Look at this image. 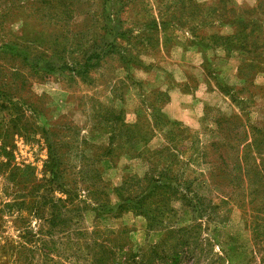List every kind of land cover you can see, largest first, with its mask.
I'll return each mask as SVG.
<instances>
[{
	"label": "rangeland",
	"instance_id": "374dc122",
	"mask_svg": "<svg viewBox=\"0 0 264 264\" xmlns=\"http://www.w3.org/2000/svg\"><path fill=\"white\" fill-rule=\"evenodd\" d=\"M259 1L0 0V63L24 100L15 103L24 114L11 129L18 133L12 163L0 168V264H86L80 238L95 227L113 230L137 250L157 243L169 224L195 222L212 251L210 263L264 264V48L253 60L256 53L240 48L242 41L214 38L260 20L258 11L249 16ZM110 109L135 124L127 133L114 131L112 161L102 154L114 121ZM47 128L66 153L67 177L91 163L112 207L96 217L82 186L74 202L83 210L67 212L69 193L52 189L59 215L75 217L52 236L46 235L50 205L40 219L33 208L18 210L13 199L33 194L6 179L13 166L25 165L31 167L25 181L40 179ZM219 158L233 172L209 176L211 160L224 168ZM6 159L0 154V162ZM237 162L241 172L233 169ZM146 174L176 187L173 210L162 209L151 226L134 208H114L122 180ZM190 182L185 193L193 195L192 206L180 193ZM42 237L45 248L37 244Z\"/></svg>",
	"mask_w": 264,
	"mask_h": 264
},
{
	"label": "trees",
	"instance_id": "16d2710c",
	"mask_svg": "<svg viewBox=\"0 0 264 264\" xmlns=\"http://www.w3.org/2000/svg\"><path fill=\"white\" fill-rule=\"evenodd\" d=\"M261 1L262 0L251 7V11L254 12L249 14V16H253L256 11H258L260 20L252 19L248 20V22L245 20L241 26L245 30H238L228 36L215 35L214 38L227 40L230 45L233 44V41H242L243 43L239 47L248 52L250 51V53H256L253 60H257V53H260V50L264 48V31H260L261 28L264 30V11L261 9L262 5L264 7V2L261 4ZM261 32L263 34H261ZM1 60L3 61L4 58L0 57V61ZM4 70V65L0 63V154L2 156H7L6 161L0 162V168H7L12 163L13 140L14 136L18 133L11 129L16 128V122L22 119L24 114V111H19L20 108H17L15 104L17 101L23 104L24 100L21 99L22 97H20L18 91L15 93L13 92L12 87H10V80L8 76H5ZM17 74L18 73H13L12 75L17 76ZM240 76L243 77L241 74ZM29 107L33 113L36 111L40 113L34 104H31ZM109 112L114 121L112 129L108 133L110 134L108 138L109 144L105 147L102 154L108 160L112 161V156L117 148V144L114 145L117 137L114 131H126L127 133L135 124L130 126L125 123L122 118V111H118L117 114H114L115 110L110 109ZM13 115L14 117L10 119ZM5 125L6 127L4 128ZM64 127L71 129L73 125L65 124ZM43 135V140L46 143L47 159L43 164L44 171L40 179H37L35 175H31V177H28L27 181H25V173L26 171H30L31 168L29 165H25L23 168L13 166L6 179L10 181L13 186L20 187V191H27V193L31 192L33 194L29 196V198L25 196L28 199L25 197L20 201L13 199V204L18 206V210L21 211L33 208L34 215L40 219V217L43 216L44 207L50 205V207L46 209L47 217L45 218L49 224V230L46 231L48 234L46 235L52 236V232H55L54 230L57 231L58 228H62L60 225L70 221L69 219H75V217H69V215L66 217L59 215L61 209L56 200L52 197V189L69 193L68 203L63 204L65 205L63 208L67 212H73L74 209L75 211L83 210L82 207L80 208V206L74 202L79 196L82 186H84L83 188L86 190V193H88L90 199H92L95 204V207H91V210L94 211L96 217L102 215L103 211H110L112 207L109 205L110 203L106 194L105 184L97 169L93 168L91 163L86 166L81 165V168L76 169L74 173L76 177L69 179L67 177V171L65 170L66 168L62 165L65 161L63 156H65L66 153L65 151L59 152L58 141L52 137L54 135L53 130L47 128L46 134L44 131ZM225 135V133H221L222 138H224ZM222 142L226 146L231 144V141L224 140ZM222 142L216 141L215 145L222 147L224 145ZM6 147H10L9 151L5 149ZM194 153L195 152L192 154ZM219 159L224 163V168L221 169L215 164L217 159L216 161L214 159L211 160V169H209L208 172L209 176L233 172L232 168H227L223 159ZM233 166V169L239 172L242 171L239 162L234 163ZM16 172H21V174L18 176L15 174ZM31 173H33V171H31ZM153 182L156 181H153L148 174L143 177H138L136 175L126 176L115 191L118 197V203L115 204L114 208H116L118 213H122L131 208L138 210L136 212H140L144 215L149 226L154 222H158L162 216V209H165L166 213L167 211L173 210V208L169 206V203L175 200L172 196L176 193V187H173L169 183L158 182L155 184ZM192 183L193 182L187 184L180 192L185 204L190 206H192L194 202L193 195L189 197L186 195L185 191L189 194L191 193L188 189L191 188ZM174 184L175 186L179 185L176 181H174ZM28 188L30 190H27ZM32 188L33 191H31ZM60 202L62 203L63 201L61 200ZM68 204L70 207L67 206ZM163 231V235L157 243L134 250L128 242V239L121 240V237H117L113 230H102L95 227L93 231L89 232L88 238H80L85 241L84 247L87 254L86 264H203L204 262L206 264H213L209 262L210 259L208 256L212 251H210L208 244H206L203 239L204 230L201 223L195 222L183 226L169 224ZM74 235L82 236L83 233L77 231ZM108 235L112 237L108 238ZM45 241L48 242L46 239H43V237L38 238L39 243L37 244L41 245L42 243V248H45L47 247ZM51 241H53V239H51ZM42 248L38 245V251L41 255L44 254L40 251ZM50 261L53 263L56 262L52 261V259H50Z\"/></svg>",
	"mask_w": 264,
	"mask_h": 264
}]
</instances>
